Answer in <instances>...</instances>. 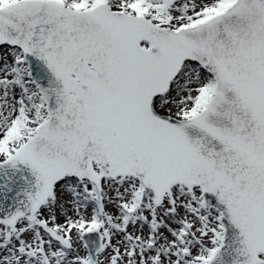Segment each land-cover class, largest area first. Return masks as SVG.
<instances>
[{"label": "snow or ice", "instance_id": "1", "mask_svg": "<svg viewBox=\"0 0 264 264\" xmlns=\"http://www.w3.org/2000/svg\"><path fill=\"white\" fill-rule=\"evenodd\" d=\"M0 264H264V0H0Z\"/></svg>", "mask_w": 264, "mask_h": 264}]
</instances>
